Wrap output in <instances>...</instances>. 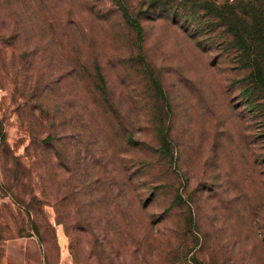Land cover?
<instances>
[{"label":"rangeland","instance_id":"obj_1","mask_svg":"<svg viewBox=\"0 0 264 264\" xmlns=\"http://www.w3.org/2000/svg\"><path fill=\"white\" fill-rule=\"evenodd\" d=\"M196 25L153 0H0V264L29 237L42 264H264L257 125Z\"/></svg>","mask_w":264,"mask_h":264},{"label":"trees","instance_id":"obj_2","mask_svg":"<svg viewBox=\"0 0 264 264\" xmlns=\"http://www.w3.org/2000/svg\"><path fill=\"white\" fill-rule=\"evenodd\" d=\"M153 3L156 8L167 9L173 18L197 24V32L203 30L199 34L201 41L225 54L230 70L241 74L237 82L238 98L245 112L256 122V136L260 140L258 155L264 165V0H223L222 3L216 0H153ZM198 12L205 14L200 18L204 24L197 22ZM125 20L132 29L140 31L137 19ZM210 34L213 36L208 37ZM192 258L190 264H200Z\"/></svg>","mask_w":264,"mask_h":264},{"label":"crops","instance_id":"obj_3","mask_svg":"<svg viewBox=\"0 0 264 264\" xmlns=\"http://www.w3.org/2000/svg\"><path fill=\"white\" fill-rule=\"evenodd\" d=\"M12 243L8 250V264H42L40 246L35 238ZM56 264H71L66 255L60 253Z\"/></svg>","mask_w":264,"mask_h":264}]
</instances>
